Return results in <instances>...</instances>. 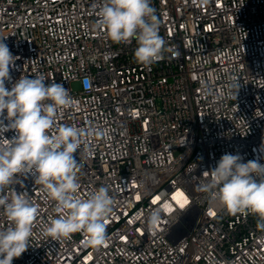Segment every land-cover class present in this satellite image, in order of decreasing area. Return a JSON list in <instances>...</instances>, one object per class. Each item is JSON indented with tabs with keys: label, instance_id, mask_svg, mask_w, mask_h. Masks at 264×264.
<instances>
[{
	"label": "built area",
	"instance_id": "built-area-1",
	"mask_svg": "<svg viewBox=\"0 0 264 264\" xmlns=\"http://www.w3.org/2000/svg\"><path fill=\"white\" fill-rule=\"evenodd\" d=\"M102 3L0 0V39L18 57L6 88L21 76L63 84L73 104L57 110L49 134L102 132L75 154L78 195L107 185L114 198L108 239L93 248L82 232L45 235L56 202L21 176L6 193L26 191L38 214L12 264H264L257 218L231 215L199 190L225 153L264 164V0H152L166 51L150 66L135 61L136 41L106 34ZM152 210L162 217L155 227Z\"/></svg>",
	"mask_w": 264,
	"mask_h": 264
},
{
	"label": "clouds",
	"instance_id": "clouds-1",
	"mask_svg": "<svg viewBox=\"0 0 264 264\" xmlns=\"http://www.w3.org/2000/svg\"><path fill=\"white\" fill-rule=\"evenodd\" d=\"M99 20L112 41H136L134 59L138 64L150 66L164 58L166 41L159 34L160 20L152 0H103ZM17 58L0 39V215L9 221L0 228V264H12L28 249L38 214L26 191L6 193L14 184H22L21 176H31L56 202L60 215L44 227L45 235L59 239L82 232L88 246L99 248L108 239L105 220L113 212L114 198L107 185L86 198L78 195L80 164L75 154L85 137L102 132L94 126L62 125L56 135H50L57 110L70 107L73 99L63 84H46L43 75L21 76L10 90L6 88ZM232 87L236 95L239 83ZM9 131L14 132L10 139L5 137ZM204 173L199 190L210 203H218L231 215H254L257 226L264 229V164L258 159L243 162L241 155L225 153ZM161 219L159 210H152L147 223L155 227Z\"/></svg>",
	"mask_w": 264,
	"mask_h": 264
}]
</instances>
